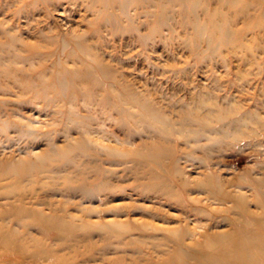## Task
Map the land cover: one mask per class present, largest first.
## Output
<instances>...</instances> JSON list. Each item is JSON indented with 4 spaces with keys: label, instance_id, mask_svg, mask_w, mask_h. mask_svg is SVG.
<instances>
[{
    "label": "rangeland",
    "instance_id": "374dc122",
    "mask_svg": "<svg viewBox=\"0 0 264 264\" xmlns=\"http://www.w3.org/2000/svg\"><path fill=\"white\" fill-rule=\"evenodd\" d=\"M159 1L128 21L116 11L111 27L86 0H0V264H36L28 256L41 264H167L173 257L204 264L207 256L226 259L219 246L264 217L255 183L264 180V0ZM220 28L235 39L211 47L208 36ZM132 94L174 124L186 117L198 130L209 119L229 136L200 130L195 140L171 131L169 142L158 141L159 124ZM252 117L260 126L230 136ZM153 149L172 155L138 154ZM140 169L152 172L143 178ZM215 179L231 191L240 182L255 216H239L243 208L216 199L209 184L198 190ZM163 180L171 194H145L146 183ZM113 219L125 235L111 230ZM177 230L190 244L179 250L170 247Z\"/></svg>",
    "mask_w": 264,
    "mask_h": 264
},
{
    "label": "bare ground",
    "instance_id": "6f19581e",
    "mask_svg": "<svg viewBox=\"0 0 264 264\" xmlns=\"http://www.w3.org/2000/svg\"><path fill=\"white\" fill-rule=\"evenodd\" d=\"M88 3H92L93 5H97L99 6V8L103 9L105 12L100 15L102 17L101 22L102 23H107L106 26H111L113 27V22L115 21V18L113 17L114 15H116V11L117 15L119 16V18L122 20V17H124L126 19V21H128V19H133L140 11L139 9L142 8L144 5H148L149 7L153 8L155 3H160L159 0H86ZM133 10V12H131ZM152 14H154V11H151ZM134 30V28L132 29ZM205 31L204 29H201V33L203 34V32ZM232 39L234 38V34L233 31L231 29H224V28H220L219 31H217V37L212 38L210 35L208 36V40L210 41V46L214 47L218 45L212 44V42H214V40H219L221 41H226V42H231ZM11 45L15 48L18 49L19 51H22V44L17 43V41L12 40L11 41ZM81 48H84L82 45H80ZM84 50V49H83ZM81 50V52L83 54H88V51H83ZM17 57H14V61H16ZM96 63L99 65V63L101 64V61L96 60ZM6 69V66H5ZM11 71V73L14 74H18L19 73V69L18 68H14L13 69H9ZM16 72V73H15ZM85 75H89V71H86L84 73ZM64 79V80H63ZM63 87H66V80L65 77H63ZM131 95V94H130ZM119 99L121 101H125L126 98L124 95L120 96L118 95ZM133 100L139 102L141 104L142 107V111L145 113V115L147 116L148 119L152 120V122L154 123H158L159 124V129H156V136L159 139L158 141H170V137H169V133L171 131H177V132H186L188 135H191L194 137L195 140H198V131L201 130L202 133H209L211 134H215L218 135L219 137H223L226 138L228 135L227 130L223 125L221 124L219 127L214 128L212 126V124L209 122V119H207V122L204 123V125L202 126V128L195 130L196 128L191 124V122L189 120H187V118L185 117L183 122H178L177 124H174L173 122L170 121V119H166L163 114L156 109L155 107H153L152 105H150V103H148L147 101H143L138 99L139 97H136L134 94H132L131 97ZM213 109L210 108L209 113H212ZM209 118V117H208ZM224 118V117H223ZM223 118H220V120H224ZM228 119V118H226ZM232 119V118H230ZM242 121V122H241ZM240 122L241 124H238V127H235L232 134H230V136H232L233 138H237V135H235V133H238V135L240 136H246L247 134L245 133V129L249 126L250 123L253 124H259L260 126V122L258 121L257 118L252 117V118H244L242 119ZM262 128H264L263 125H261ZM84 148H88L87 145H85ZM80 150V149H79ZM81 151V150H80ZM171 152L170 149H167V152ZM82 152V151H81ZM80 153V152H78ZM86 155H89V153L87 151L84 152ZM81 154V153H80ZM139 155H141L142 157H151L155 160H159L166 158L168 155H172V153L168 154L167 156H163L162 151L159 150H146V153L142 154V152L138 153ZM83 156V155H81ZM84 160V159H83ZM104 162L100 161L101 163H107V164H111L114 163L113 160H108L105 159L103 160ZM202 163H204V160L201 159ZM46 163H48V161H45ZM95 166L92 165V173H90L89 175L92 174V179L97 175V173H95L94 171H96L100 165V163L96 160L95 161ZM175 167V166H174ZM204 170H208L211 169V166L209 164H204L203 165ZM176 169L178 167H175ZM137 167H131L130 168V174H133L136 176V178L140 179V177L138 175H136L137 173ZM85 171H87L84 168ZM212 171V169H211ZM142 175V177L144 178V176L146 174H150V172L152 171H147V170H143L140 169L139 171ZM94 173V174H93ZM76 176H78L79 174L76 172L75 173ZM74 176V177H76ZM213 176V173H210V177ZM217 178V177H215ZM255 183H257V185H259V187H261V193L264 195V180L261 178H256ZM206 184L211 185V188L214 189L216 192V194H218V196L214 193H212V195L218 199V200H222V201H232L234 207H240L243 208L242 212L239 211L238 215L239 216H243L244 214H249L250 217L255 216L254 213H252L251 211L247 210V207L244 205V192L240 193L239 189L242 190L243 186H241L242 184L240 182H233L232 184H230V186L234 187V190H227V188L224 185V182L215 179L212 181H208V182H204V181H200L199 185H198V190L205 191V187ZM146 192L145 194H148L149 192H151V195H155V194H159V195H164V194H171L172 193V187L169 183H167L166 181H161V182H156L154 184H150V183H146ZM236 189V190H235ZM211 190V189H209ZM212 191V190H211ZM189 194V193H188ZM245 207V208H244ZM45 223L50 226H55V228H58L59 230H73L71 228V226H67L59 221H52V219L48 220L45 219ZM252 223L254 224V228L250 231H254V232H247V233H242V235L236 237L233 239L232 244L229 246H224L221 245L219 246V251L221 252V254L225 255L227 258L226 259H216L213 258L211 256H207V258L204 260V264H264V234H262L260 231L262 229H264V217L258 216L257 219L256 218H252ZM110 228L111 230H113L116 234L118 235H125L126 233V228L123 225V222H120L117 219H113L112 221L109 222ZM262 229H261V228ZM178 232L175 233L174 238H173V242H174V246H170L172 248H177L176 250H179V248H181L182 246H189V243H184L185 240V235H187L188 233H184L183 230H177ZM189 236H193V234H189ZM10 237L8 236L7 240ZM223 239H227V237H222ZM189 239V238H188ZM222 239V240H223ZM2 242H7L6 239H2ZM195 240H193L192 238H190L188 240V242H194ZM13 250L17 251V252H26L27 249L21 245H15ZM157 254L160 253L159 250H155ZM182 251H180L181 253ZM179 253V254H180ZM187 253V252H184ZM105 254V253H104ZM182 254V253H181ZM189 254V253H187ZM228 255H232V256H228ZM44 259L49 258L52 259L51 256H49V252L45 251V255H44ZM28 260H33L36 264H41V259L37 256L34 257H27ZM40 259V260H39ZM231 259V260H228ZM52 262V261H51ZM61 264L64 263V261L60 262ZM167 264H185V261H181L176 259L175 257L173 258H168L167 259ZM202 264V263H200Z\"/></svg>",
    "mask_w": 264,
    "mask_h": 264
}]
</instances>
